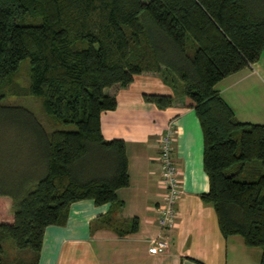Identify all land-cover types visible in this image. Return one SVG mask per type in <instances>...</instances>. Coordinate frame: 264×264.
<instances>
[{"label":"trees","instance_id":"trees-1","mask_svg":"<svg viewBox=\"0 0 264 264\" xmlns=\"http://www.w3.org/2000/svg\"><path fill=\"white\" fill-rule=\"evenodd\" d=\"M263 50L264 0H0V197L13 215L0 223V264H38L46 228L78 201L109 204L100 226L137 230L135 218L117 229L126 144L103 138L100 115L117 107L106 90L142 73L196 113L209 182L200 198L224 238L262 249L264 264V125L239 122L216 88ZM12 98H31L41 116ZM10 247L32 255L10 258Z\"/></svg>","mask_w":264,"mask_h":264},{"label":"crops","instance_id":"crops-1","mask_svg":"<svg viewBox=\"0 0 264 264\" xmlns=\"http://www.w3.org/2000/svg\"><path fill=\"white\" fill-rule=\"evenodd\" d=\"M216 88L239 122L252 123L249 118H253L262 122L255 124L264 125V105L259 111L251 109L255 114L250 115L243 110L239 114L233 103L241 102L238 93L243 108L252 95L264 101V50L255 64L223 79ZM106 92L115 96L117 107L101 113V134L107 141L123 140L128 160L129 184L117 191L123 203L116 215L117 229L126 230L135 218L137 230L120 235L112 227L100 226L97 218L109 211V204L72 203L64 225L46 228L38 264H261L262 249L246 247L239 236L224 238L214 209L200 198L208 192L209 182L203 169L202 129L194 110L186 108L183 98L156 73L136 75L127 87ZM145 94L171 96L173 103L160 109L146 102ZM170 123L175 129L173 157L181 195L174 226L165 232L168 247L152 254L150 240L158 232L157 208L164 198L159 136ZM0 205L7 211L0 223H12L9 199L0 197ZM31 255L10 247L8 257L27 261Z\"/></svg>","mask_w":264,"mask_h":264},{"label":"built area","instance_id":"built-area-1","mask_svg":"<svg viewBox=\"0 0 264 264\" xmlns=\"http://www.w3.org/2000/svg\"><path fill=\"white\" fill-rule=\"evenodd\" d=\"M175 129L173 123L166 126L159 136L158 161L161 170V185L164 189V198L157 208L158 232L150 240L149 252L157 254L168 247L165 232L174 226L176 204L181 195V186L178 168L173 157Z\"/></svg>","mask_w":264,"mask_h":264},{"label":"rangeland","instance_id":"rangeland-1","mask_svg":"<svg viewBox=\"0 0 264 264\" xmlns=\"http://www.w3.org/2000/svg\"><path fill=\"white\" fill-rule=\"evenodd\" d=\"M144 1H148V0H144ZM20 81L22 82V83H24L21 79H20ZM238 97H239V99L241 100V102H233V103H235L236 104V106H238L239 108L237 109V112L239 113V114H242V113H240L242 110L246 113L247 112V114L248 113H252V114H255V112H252V111H250L251 109H253V110H261V105H264V101H261V100H256L255 98L256 97H254V95H252L251 96V101L250 102H244V103H246V107L245 108H243L244 106V104H243V99H242V93H238ZM11 103H15V104H21V105H23V106H25V107H27L28 109H30L32 112H34L36 115L38 114L39 116H41L40 115V111H39V108H38V106H37V104L35 103V101L34 100H32L31 98H25V99H15V98H12L11 99ZM238 103V104H237ZM248 107H250L249 109H248ZM252 107V108H251ZM245 109H247V110H245ZM251 113H250V115H251ZM261 113V112H260ZM259 113V114H260ZM238 117H242V116H238ZM249 118V117H248ZM245 120H246V118H244ZM249 121H251L252 122V124H255V123H262V122H255L254 121V119L253 118H249ZM261 125H263V124H261ZM6 213H7V211L5 212V208L4 207H2L1 205H0V218H3V221H5L6 220ZM8 244L9 245H11V242L9 243L8 242ZM8 248V247H7ZM8 252V251H7Z\"/></svg>","mask_w":264,"mask_h":264}]
</instances>
